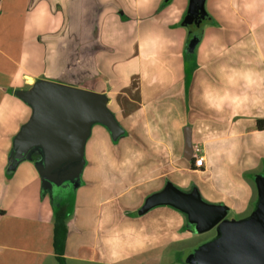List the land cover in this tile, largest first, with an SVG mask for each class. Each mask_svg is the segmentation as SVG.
Segmentation results:
<instances>
[{"label":"crops","instance_id":"0c3cea01","mask_svg":"<svg viewBox=\"0 0 264 264\" xmlns=\"http://www.w3.org/2000/svg\"><path fill=\"white\" fill-rule=\"evenodd\" d=\"M188 5L1 0L0 264H59L54 217L64 204L67 264H164L168 253L198 264L217 228L199 242L208 232L197 234L173 207L139 214L168 182L228 206V220L255 210L264 177V130L256 128L264 119V0H206L209 21L191 55ZM42 80L99 93L121 130L115 138L92 123L81 166L59 185L42 146L20 156L16 144L34 114L20 93ZM186 131L201 168L194 154L186 158Z\"/></svg>","mask_w":264,"mask_h":264},{"label":"water","instance_id":"95a60500","mask_svg":"<svg viewBox=\"0 0 264 264\" xmlns=\"http://www.w3.org/2000/svg\"><path fill=\"white\" fill-rule=\"evenodd\" d=\"M205 4L206 0H189L182 26L201 27L207 22ZM198 42L196 36L190 40L189 53L195 51ZM20 97L33 107L34 114L18 136V152L21 156L36 145L42 146L49 180L56 185L69 179L81 166L92 123L104 124L115 138L121 132L99 93L42 80L31 90L21 92ZM185 140V155L190 160L194 149L187 131ZM258 192V204L252 214L235 221L227 219L228 206L207 202L197 187L183 191L168 182L163 190L146 198L139 214L170 206L187 216L197 234L217 228L219 236L201 247L198 264H264V177L258 179Z\"/></svg>","mask_w":264,"mask_h":264},{"label":"trees","instance_id":"16d2710c","mask_svg":"<svg viewBox=\"0 0 264 264\" xmlns=\"http://www.w3.org/2000/svg\"><path fill=\"white\" fill-rule=\"evenodd\" d=\"M1 3V0H0ZM209 21V19H208ZM207 21V22H208ZM201 25V27L190 26L189 30V42L193 37H197L200 41L203 34V27L207 23ZM188 55L191 53L187 52ZM256 128L258 131L264 130V119H260L257 121ZM67 213L68 206L66 204L62 205L56 212L54 217V249L57 255V260L59 264H67L65 258V246L67 240Z\"/></svg>","mask_w":264,"mask_h":264},{"label":"rangeland","instance_id":"374dc122","mask_svg":"<svg viewBox=\"0 0 264 264\" xmlns=\"http://www.w3.org/2000/svg\"><path fill=\"white\" fill-rule=\"evenodd\" d=\"M68 196H69V194L66 195V198H67ZM62 198H64V196H63ZM257 200H258L257 197L254 196V197H253V204H252V206H251V209H253V208L255 207V204H257ZM71 201H72V196H69V198H68V200H67V202L69 203V205H70ZM248 215H250V213H247V216H248ZM228 217H229V216H228ZM213 230H214V229H213ZM213 234H214V231H210V232L206 233V235H203V237H201L200 239H198V241H199V242H205V241L209 240ZM199 242H197V243H199ZM176 259H177L178 264H180L179 261H178V258H176V255H174V254H169V253H168V256H166V258H165L166 261H164L163 263H164V264H165V263H167V264H172ZM80 264H90V263H89V262H86V263H80ZM151 264H157V263H156V262H152Z\"/></svg>","mask_w":264,"mask_h":264},{"label":"built area","instance_id":"2783aa9c","mask_svg":"<svg viewBox=\"0 0 264 264\" xmlns=\"http://www.w3.org/2000/svg\"><path fill=\"white\" fill-rule=\"evenodd\" d=\"M201 149L195 147L194 149V165L196 168H201L204 163V157L200 155Z\"/></svg>","mask_w":264,"mask_h":264}]
</instances>
